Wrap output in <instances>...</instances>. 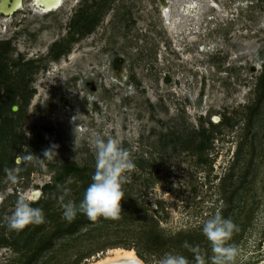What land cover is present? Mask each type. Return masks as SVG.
<instances>
[{
    "label": "rangeland",
    "instance_id": "374dc122",
    "mask_svg": "<svg viewBox=\"0 0 264 264\" xmlns=\"http://www.w3.org/2000/svg\"><path fill=\"white\" fill-rule=\"evenodd\" d=\"M164 1L170 28L163 0H63L50 13L23 0L0 14V109L10 112L8 87L21 109L15 138L0 143V264H97L117 249L139 264L165 253L195 264L185 241L211 264L201 226L217 211L238 226L236 264H264V0H193L195 17L191 0ZM80 14L94 23L83 37L71 27ZM60 44L55 52L71 50L55 61ZM97 136L118 139L135 164L124 173L121 215L78 213L69 223L60 196L67 188L64 202L82 200ZM201 142L203 158L192 150ZM53 144V159L17 163L26 152L43 159ZM5 168H18L21 181ZM28 194H38L32 206L45 222L9 229L17 197Z\"/></svg>",
    "mask_w": 264,
    "mask_h": 264
},
{
    "label": "clouds",
    "instance_id": "9594fccd",
    "mask_svg": "<svg viewBox=\"0 0 264 264\" xmlns=\"http://www.w3.org/2000/svg\"><path fill=\"white\" fill-rule=\"evenodd\" d=\"M57 145H51L42 153L43 159L26 152L16 157L18 164L27 166L33 161L51 160L56 157ZM95 171L91 175V183L85 189L83 198L78 204L68 199L69 189L65 188L60 196L62 202V216L71 223L78 213L95 221L98 217L118 219L121 215V200L124 197L122 183L124 173L135 167L129 151L122 147L116 138H103L97 136L94 141ZM19 169L5 168L7 179L12 184H17L21 178L16 174ZM38 195L28 194L17 197L14 210L7 217V227L11 230L21 231L29 225H39L45 222L42 208L33 207V202ZM239 231L238 226L230 219L224 218L219 211L202 221L201 232L209 241L212 256L211 264H236L239 254L238 248L230 243L234 232ZM193 254L195 264H208V260L201 253L198 245H191L185 241L182 245ZM129 264H139L134 258ZM158 264H190L187 257L182 254L165 253Z\"/></svg>",
    "mask_w": 264,
    "mask_h": 264
},
{
    "label": "trees",
    "instance_id": "16d2710c",
    "mask_svg": "<svg viewBox=\"0 0 264 264\" xmlns=\"http://www.w3.org/2000/svg\"><path fill=\"white\" fill-rule=\"evenodd\" d=\"M93 26H94L93 21H91V20H89V18L83 16V14H80L74 20V24H72L71 27H74V28L77 27V29L75 30L76 33L79 35V37H83L85 34H90L93 31ZM5 45L9 46L10 43L8 42ZM1 46L2 45H0V47ZM61 46H62L61 44L55 45L52 49L53 51H52L51 55L55 61L60 60L63 56L68 54L71 50L70 46H68L67 48H64L60 51L55 52V50ZM5 48L8 49L6 46H5ZM5 54H7L6 51H3L2 53H0V93H1V83H2L1 79L6 78L5 75H6V71H7V65H6L5 57H4ZM27 67L30 68V64H27ZM7 89L8 90L6 93V97L9 101V104H11V108H9L10 112H7V113H3L2 110L0 109V143H2V140L12 141L13 138H15V134H14V130H13L14 129L13 122L17 119L18 115L21 112L20 108L17 112L13 111V107L16 106L15 105L16 104L15 98H16L17 92H15L13 89H11V87H8ZM33 93L34 92L29 93L27 101L32 97ZM258 104H259V99L255 102V105H258ZM195 136L204 138L207 136V130L205 128H203V129H201L200 132L196 133ZM3 138H6V139H3ZM206 146L207 145L204 142H201L200 145L194 146L192 148V150L194 153L196 152V154H198L200 157L203 158L204 151L206 150ZM18 153L19 152H17L16 155ZM14 160H15V156H13L11 158L12 163L14 162ZM69 171H71L72 173L78 172V170L76 168H69ZM48 188H49V186H48Z\"/></svg>",
    "mask_w": 264,
    "mask_h": 264
},
{
    "label": "bare ground",
    "instance_id": "6f19581e",
    "mask_svg": "<svg viewBox=\"0 0 264 264\" xmlns=\"http://www.w3.org/2000/svg\"><path fill=\"white\" fill-rule=\"evenodd\" d=\"M182 1L187 2V0H182ZM165 2L166 1H164V0L162 2V3H164L163 4L162 17H163V20L166 22V25L169 26V28H170V23H169V21H170V11L168 10V7L166 6ZM190 3H191V5H190L191 16L195 17V15L197 14V12L195 10L196 8L194 6L195 3L193 2V0H191ZM33 4L37 8L41 9L42 12L50 13V12H54V11H57L58 9H60L62 4H63V0H58L57 6L54 7V8H51L50 10H45V8H43V5L40 4L38 2V0H33ZM22 6H23V0H8L7 4L3 5V9L5 11V10L9 9L10 7H13L14 9H13L12 12L6 13V14H9V15H12L14 10H19V9L22 8ZM73 58H74V56L72 55L71 59H73ZM133 258L135 260H137L134 251L117 249V250H115L112 253V255L109 258H107V259H105L102 262H99L97 264H129V261L132 260Z\"/></svg>",
    "mask_w": 264,
    "mask_h": 264
},
{
    "label": "water",
    "instance_id": "95a60500",
    "mask_svg": "<svg viewBox=\"0 0 264 264\" xmlns=\"http://www.w3.org/2000/svg\"><path fill=\"white\" fill-rule=\"evenodd\" d=\"M7 1L8 0H1V2H0V13L3 14V15H7L8 16L9 14H6V13L12 12L14 8L10 7L9 9L4 11L3 5L7 4ZM38 2L43 5V8H45V10H50L51 8L56 7L57 4H58V0H38ZM15 11H17V10H14V12ZM18 110H19L18 106H14L13 107V111L14 112H17ZM215 121L218 122L219 119L215 118Z\"/></svg>",
    "mask_w": 264,
    "mask_h": 264
},
{
    "label": "snow or ice",
    "instance_id": "6c2138e0",
    "mask_svg": "<svg viewBox=\"0 0 264 264\" xmlns=\"http://www.w3.org/2000/svg\"><path fill=\"white\" fill-rule=\"evenodd\" d=\"M36 195H38V194H36Z\"/></svg>",
    "mask_w": 264,
    "mask_h": 264
}]
</instances>
